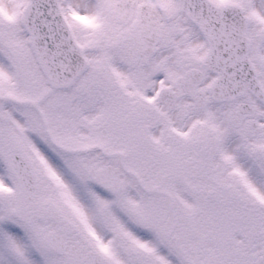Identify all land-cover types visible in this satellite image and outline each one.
Returning <instances> with one entry per match:
<instances>
[{"label": "snow or ice", "instance_id": "snow-or-ice-1", "mask_svg": "<svg viewBox=\"0 0 264 264\" xmlns=\"http://www.w3.org/2000/svg\"><path fill=\"white\" fill-rule=\"evenodd\" d=\"M0 264H264V0H0Z\"/></svg>", "mask_w": 264, "mask_h": 264}]
</instances>
